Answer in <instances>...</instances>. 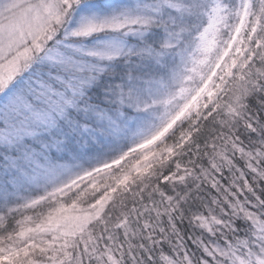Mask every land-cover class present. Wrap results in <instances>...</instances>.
Wrapping results in <instances>:
<instances>
[{"label":"snow or ice","instance_id":"1","mask_svg":"<svg viewBox=\"0 0 264 264\" xmlns=\"http://www.w3.org/2000/svg\"><path fill=\"white\" fill-rule=\"evenodd\" d=\"M0 264H264V0H0Z\"/></svg>","mask_w":264,"mask_h":264}]
</instances>
